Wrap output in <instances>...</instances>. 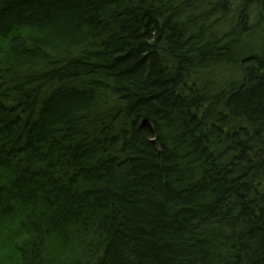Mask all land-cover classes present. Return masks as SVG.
I'll list each match as a JSON object with an SVG mask.
<instances>
[{"label": "trees", "instance_id": "trees-1", "mask_svg": "<svg viewBox=\"0 0 264 264\" xmlns=\"http://www.w3.org/2000/svg\"><path fill=\"white\" fill-rule=\"evenodd\" d=\"M0 264H264V0H0Z\"/></svg>", "mask_w": 264, "mask_h": 264}, {"label": "rangeland", "instance_id": "rangeland-1", "mask_svg": "<svg viewBox=\"0 0 264 264\" xmlns=\"http://www.w3.org/2000/svg\"><path fill=\"white\" fill-rule=\"evenodd\" d=\"M256 44V42L255 41H253V43H252V45H255ZM256 46V45H255Z\"/></svg>", "mask_w": 264, "mask_h": 264}]
</instances>
